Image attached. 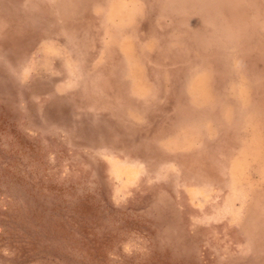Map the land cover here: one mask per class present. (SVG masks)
Listing matches in <instances>:
<instances>
[{
	"label": "rangeland",
	"instance_id": "obj_1",
	"mask_svg": "<svg viewBox=\"0 0 264 264\" xmlns=\"http://www.w3.org/2000/svg\"><path fill=\"white\" fill-rule=\"evenodd\" d=\"M263 237L264 0H0V264H264Z\"/></svg>",
	"mask_w": 264,
	"mask_h": 264
},
{
	"label": "bare ground",
	"instance_id": "obj_2",
	"mask_svg": "<svg viewBox=\"0 0 264 264\" xmlns=\"http://www.w3.org/2000/svg\"><path fill=\"white\" fill-rule=\"evenodd\" d=\"M214 179H216V178H214ZM256 211V210H255ZM257 213V212H256ZM260 214H262V213H260ZM264 238V237H263ZM259 240V239H258ZM255 241V240H254ZM254 243V242H253Z\"/></svg>",
	"mask_w": 264,
	"mask_h": 264
}]
</instances>
